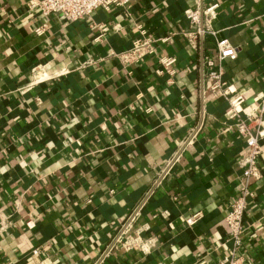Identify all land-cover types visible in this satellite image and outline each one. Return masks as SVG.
<instances>
[{
  "label": "crops",
  "instance_id": "obj_1",
  "mask_svg": "<svg viewBox=\"0 0 264 264\" xmlns=\"http://www.w3.org/2000/svg\"><path fill=\"white\" fill-rule=\"evenodd\" d=\"M29 2L0 0V264L230 257L224 217L238 193L245 142L228 118V100L211 88L206 62L227 39L238 50L222 62L229 95L246 98L243 112L262 100L264 0H128L79 20L41 18ZM214 4L202 12L207 31L190 44L185 11ZM43 21L48 29L38 35ZM139 25L167 39L141 62L123 64L115 54L132 46ZM159 56L176 57L175 74ZM36 67L50 77L28 86ZM262 144V176L251 184L256 196L237 253L246 264H264ZM138 207L131 244L114 243ZM196 212L201 217L188 226Z\"/></svg>",
  "mask_w": 264,
  "mask_h": 264
},
{
  "label": "built area",
  "instance_id": "obj_2",
  "mask_svg": "<svg viewBox=\"0 0 264 264\" xmlns=\"http://www.w3.org/2000/svg\"><path fill=\"white\" fill-rule=\"evenodd\" d=\"M128 3V0H31L28 3L30 9H36L41 18H47L52 14L61 13L69 20L86 19L98 8H104L110 10L111 7H122ZM217 4L209 6L205 10L188 8L185 11L186 17L190 20V23L194 26V29L189 32H183L187 36L190 44L195 45L197 36L204 34L207 30L201 24V16L203 13H210V11L216 7ZM139 28V36L133 41L132 46L122 52L115 54L123 64H136L139 63L156 51V43L161 40L164 41L167 38H156L152 34H149L141 25ZM48 29L47 21L39 22L34 31L38 35H43ZM213 32V31H212ZM211 32V33H212ZM238 50L227 39H220L217 41V54L215 58H209L206 62L207 76L212 80L211 88L220 92L229 103L228 118L234 121V126L237 134L240 138H243L245 142V148L242 155L237 159V162L242 169V175L237 185L238 193L235 199L230 203L224 217V221L229 229V236L233 242V253L230 257L220 260L217 264H246L243 256L238 255V250L243 244L242 237L246 231V225L244 223V217L248 213L250 200L256 196L255 191L252 188V181L261 178L262 173L258 166L259 158L263 154L264 140V97L260 102H252L249 104V110L243 112L240 107L245 103L246 98L240 94L236 96H230L229 91L226 88V82L223 80V67L222 62L227 58H236ZM176 57L175 56H159V62L162 64L163 69L170 75L176 73ZM41 67H36L33 70L34 79L28 86L43 81L50 77L48 75L40 76ZM197 130L191 132V136L188 137L190 141ZM180 153L176 154L167 162L160 175V178L156 181L159 184L163 178H165L171 171L173 165L178 160ZM140 207L136 208L127 217L123 223L122 229L114 239V243L124 242V244H131L130 230L132 228L133 221L139 215ZM201 212H196L188 216L185 220L188 226L195 224L201 217ZM139 238L132 244H138ZM34 253H38L35 249Z\"/></svg>",
  "mask_w": 264,
  "mask_h": 264
}]
</instances>
